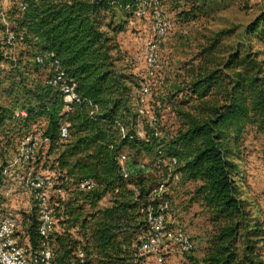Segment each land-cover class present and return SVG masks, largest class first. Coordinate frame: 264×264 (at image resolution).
<instances>
[{
	"label": "trees",
	"instance_id": "trees-1",
	"mask_svg": "<svg viewBox=\"0 0 264 264\" xmlns=\"http://www.w3.org/2000/svg\"><path fill=\"white\" fill-rule=\"evenodd\" d=\"M14 3L16 34L9 30L15 40L30 56L43 58L40 66L48 67V76L57 66L66 81L74 83L79 98L78 103L65 104L59 90L45 83L29 90L36 108L28 110L27 119L45 118L43 137L50 152L57 149L58 187L66 195L57 199L54 210L61 228L55 237V262L66 264L80 250L81 264L143 263L137 250L146 233L145 208L152 205L158 210L165 196L150 199L157 184L144 174L124 181L116 159L125 154L136 163L134 158L141 153H151L155 159L158 148L161 159L176 160L182 181L196 184L190 201L199 204L212 228L208 247L195 263L264 264L252 240L261 231L250 219L236 180L245 128L264 135V60L250 42L264 38V14L246 28L245 46L219 53L214 40L202 49L201 61L188 74L184 101L178 102L175 95L158 101L170 107L178 123L168 139L156 123L137 117L131 90L139 87L138 80L115 67L117 47L110 33L120 32L122 25L118 23V30L113 20L133 12L138 0ZM1 28L5 35L6 26ZM3 59L0 44V62ZM190 102L195 106L186 109ZM62 124L65 139L59 136ZM156 131L160 136L154 135ZM106 196L108 205L98 206ZM35 225L31 214L25 231L32 249L40 244Z\"/></svg>",
	"mask_w": 264,
	"mask_h": 264
},
{
	"label": "rangeland",
	"instance_id": "rangeland-1",
	"mask_svg": "<svg viewBox=\"0 0 264 264\" xmlns=\"http://www.w3.org/2000/svg\"><path fill=\"white\" fill-rule=\"evenodd\" d=\"M14 2L15 0H0V44L3 45L4 56L0 62V167L11 163L17 157L16 145L23 135H41L46 127L45 118L35 117L28 120L27 117L28 110L36 108L29 90L44 85L49 69L36 65L35 57L30 56L19 40L11 47L5 44L1 25L6 23L14 33V21L17 17L11 12ZM155 10L161 12L171 28L159 39L157 63L151 68L153 76L150 95L142 105L150 109L158 129L169 139L174 136L178 123L170 107L159 102L172 95L176 96L178 102L184 101L188 74L201 61L202 49L214 40L217 41L219 53L226 52L224 50L228 52L238 44L240 47L245 46L246 28L264 14V0H158V5L150 0H138L133 12L113 20L118 30V23H121L122 29L120 32H111L110 35L114 36L117 47L114 55L117 71L135 77L139 84L147 78V67L143 59L155 24ZM250 42L255 51L263 54L261 59L264 60V38ZM10 62H16V68ZM135 90L136 87H133L132 96L135 95ZM194 106L195 103L190 102L186 109ZM21 112L25 115L20 116ZM240 140V157L237 162L239 177L236 180L240 184L250 219L261 231L252 240L256 242V252L264 262V135L246 127ZM134 159L145 166L144 176L155 184L164 182L165 187L161 192L165 196L162 204L164 216L169 224L181 226L194 243L190 254H180L170 244L166 251L148 256L145 264H196L203 257L212 235L208 216L199 204L190 201L196 184L182 181L175 166L167 174L170 166L167 157L162 159L160 168H157L151 153H141ZM28 170L35 175L50 178L54 184V188L47 190L46 194L55 222L50 240L55 258V237L61 232V228L54 210L57 208V199L63 200L66 195H57V149L50 152L49 141L40 145L30 164L17 166L10 177L0 180V213L16 219L17 239L29 248L25 224L31 214L36 221V212L31 195L22 189V178ZM107 199L108 196L104 197L98 206L108 205ZM83 208L85 212L89 210L86 205ZM70 233L73 238H79L75 231Z\"/></svg>",
	"mask_w": 264,
	"mask_h": 264
},
{
	"label": "built area",
	"instance_id": "built-area-1",
	"mask_svg": "<svg viewBox=\"0 0 264 264\" xmlns=\"http://www.w3.org/2000/svg\"><path fill=\"white\" fill-rule=\"evenodd\" d=\"M152 3L158 5V0H150ZM23 9V7L21 8ZM155 24L149 40L146 44V54L144 56V63L147 67V78L139 84V87L135 90L134 106L138 118H146L150 124L154 125L155 120L151 115L150 109L142 105L145 98L150 95L152 69L156 66V54L158 49L159 39L162 38L166 32L171 28L168 21L165 20L161 12L154 11ZM5 28V44L7 46H13L15 43V37L9 30L6 23ZM37 64H42L43 58L36 57ZM48 86H52L59 90L62 96V101L65 104L79 102V98L74 92V83L66 81L63 73L55 66L50 76H48L44 82ZM25 115L24 112L20 113V116ZM137 135L143 136L142 127L138 125ZM155 136H160L158 131L155 132ZM59 136L61 139L67 138L66 125H61L59 128ZM47 138L43 137V134L36 135L34 133H27L23 135L17 142V157L11 163H8L0 167V180H4L11 176V173L17 166L30 164L35 156V153L39 149L40 145L46 143ZM161 150L157 148L155 164L157 168H160L162 163ZM117 163L119 166L120 176L124 181H128L132 176L140 173L145 174V166L143 164L132 162L125 154H119L117 156ZM176 160L172 158L170 160V166L167 168V174L172 170ZM22 189L26 193H29L34 203L36 212V225L35 231L40 238V244L38 248L32 249L31 246L27 248L21 244L17 239V221L10 215L0 213V264H57L54 260V252L50 246V240L54 230L55 222L53 220L52 210L49 204V197L46 194L47 190L53 189L54 184L48 177H43L33 174L29 170L25 172L22 178ZM81 187H83L81 185ZM165 187L164 182L158 183L154 189L149 193L151 200H162L161 192ZM57 195L63 196L62 189L57 188ZM162 210V204L158 205V210L152 205H147L144 212V221L146 225V233L140 237L141 245L137 250V256L140 259L145 260L148 256L160 254L161 251H166L170 247V244L180 254H190L194 249V243L190 236L176 224H169L164 216ZM84 259L82 251L78 250L74 257L66 264H81Z\"/></svg>",
	"mask_w": 264,
	"mask_h": 264
}]
</instances>
